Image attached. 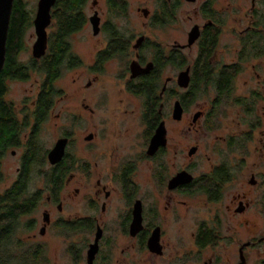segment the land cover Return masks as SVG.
<instances>
[{
	"label": "flooded vegetation",
	"instance_id": "flooded-vegetation-1",
	"mask_svg": "<svg viewBox=\"0 0 264 264\" xmlns=\"http://www.w3.org/2000/svg\"><path fill=\"white\" fill-rule=\"evenodd\" d=\"M39 1L13 0L9 21V24H11L15 8H20L24 18L21 26L23 36H25L28 29L32 28L34 31L35 41L31 47V56L32 61L35 62H41L50 53L53 37L59 31L58 17H61L59 5L62 0H54L50 6L49 19L44 26L45 49L43 54L36 58L33 55V46L37 40L35 20ZM101 1H103L102 6ZM132 1L137 5L135 13L139 16L138 26L129 18L130 0H82L80 14H74V22L71 24L73 30L70 31L67 37L68 50H70L69 61L75 63L70 70L75 68L86 69L88 74L91 75V79L86 84L87 88H92L99 82L105 81L107 74L114 66L117 69L114 79L122 82V91L133 98L142 99L140 113L135 109L130 111L121 109L117 115L113 114L114 119L119 118V121L127 119L126 122H129V125L124 129L125 131H119V137L127 142L131 137H137L135 134L137 124H142L144 146L139 152L129 150L130 145L125 147L122 145L119 150H116L115 147L111 148L109 145L106 146L107 148L105 146L102 148L95 147L98 139V129L96 133H89L84 138L90 149L92 148L91 158L96 157L99 153L106 156V158H103L104 164L97 161L87 162L84 164V169H81L97 176L94 189L95 198L91 200V208L94 210L98 208L101 195H103V198L110 196V191L101 183L103 177L117 179L121 183L122 189L126 191L127 196L133 194L137 187L133 178L137 174L139 161L144 160L154 164L158 160L164 159L168 142V130L166 129L168 114H170L169 118L173 122H183L187 108L192 105L197 95L201 93L207 95L212 91L213 97L210 103L206 105L208 108L198 110L193 114L187 130H195L198 123L201 122L200 131L204 135L209 134L211 136L212 132L223 133V135L216 136L219 138L217 141H214L213 144L210 143L215 154L222 155V161L212 166L208 175H200L197 179L190 173L188 165L180 167L177 172L168 177L167 173L164 175L166 169L161 162L157 168L151 166L152 180L157 182L158 176L163 173L164 179L161 184L165 183L169 193H186L195 186L199 194L206 196L212 203H218L222 200V194L226 186L234 180V168L231 163L235 160L246 162L248 156L252 154V145L255 142L253 135L255 132H259L261 146L257 151L261 162L259 166L262 169L252 172L248 181L250 186H259L257 188L259 194L256 195L258 197L252 200L255 196H252L251 190L246 186H241V190L232 195L230 204L223 207L224 210L221 209V206L215 205L216 208L210 219H201L191 232L190 238H180L181 246L177 247V242L171 243L164 240V228L155 222L156 211L154 207L147 211L141 199L133 197L132 201V195L131 200L129 199L132 202L128 203L129 211L122 224L124 233L129 235V240L132 242L131 247H127V250L129 248L136 250V255L138 252L146 253L149 264L151 260L163 258L165 254L174 260V264H264V0ZM240 1L245 2L244 7L240 5ZM186 7L189 8V12L184 19H189L191 24L186 33L185 44H179L175 40L165 43L160 39L151 37V35L154 36V33L156 36L158 30L172 28L177 25L179 12L185 11L184 8ZM131 25L135 28L138 27L137 31L132 30ZM9 28L10 25L8 30ZM80 34L88 36V47L92 51L90 58L86 61L83 55L77 53L72 41L73 38L80 37ZM226 34L229 35L228 40L224 39ZM194 48H196L194 57L185 55L184 52H191ZM252 50L255 51L254 54ZM251 61L259 62V65L250 64ZM248 62L250 63L247 75L249 74L251 78L247 83L244 82L245 90L240 92L236 89V83L240 80V75L245 73ZM120 64L123 65L122 71L119 70ZM135 65L138 67V71L145 70L147 72H141L133 76L132 68ZM157 65L160 88L157 92L159 100L156 109L159 117L153 115V111L148 108L149 105L155 106V101H147L138 95L135 89L141 79H147L155 72ZM168 68L178 70L175 78L164 77ZM181 74H184V77L186 76L188 79L187 87H180L178 84ZM0 80L4 92L0 96V103L10 107L13 119L22 127L16 139V144L5 149L0 155L1 165V159L8 150L12 156H15L16 152L21 150L19 156L21 163L17 168L18 176L13 183L15 184L25 176L24 160L28 154L29 145L36 139L42 124L50 114L56 96L59 94L54 93L52 95L46 114L37 125L36 113L41 97L40 91L36 94L35 100L31 102L30 109L25 110L26 113L18 112L17 106L7 99L8 82L25 80L3 77ZM173 81L175 89L169 85ZM194 83H197V88H195ZM176 89L181 90V93L176 92ZM194 90L197 91V95L192 98L193 94L191 95V93ZM171 101H173L171 113H166L164 103H170ZM176 102L181 107V115L177 120L173 118V109ZM83 109L88 111L90 115H94L96 112L93 106L89 108V105L86 104L83 105ZM113 111L116 112V109ZM160 123L164 124L166 130V145L159 147L152 155H149L150 141ZM74 139L72 132H65L57 138L52 148L46 151L42 156L43 159L41 158V163L46 162L51 170L50 174L44 175V179L59 172V165L65 160L66 156V160L70 165L62 187L58 192L50 191L49 186L46 185L47 178L45 180L44 190L48 191L46 202L50 205L57 204L58 211L61 209L59 194L62 188L73 179L72 176L68 177L67 175L77 163V160L69 152V147L74 144ZM59 140H65L64 154L59 162L51 164L48 160V154ZM205 141L210 142L207 139ZM112 145L114 144L112 143ZM196 150V146L191 147L187 155L192 157ZM190 151L193 152L191 155ZM99 164L104 165L102 171L98 170ZM180 173H188L192 176V181L190 183H180L169 189V182ZM40 174L39 169V176ZM137 201L141 204V227L134 235H131L130 227L133 222L134 204ZM100 208L103 212L105 209L103 201ZM44 214L48 215V223L42 217V227L39 230L40 236H44L46 228L53 223L58 229H61V226L67 222L70 225H75L77 222L85 221L89 228L82 230L91 231L95 229L93 242L88 244L89 249V246L94 243L99 229L101 237L98 240V251L92 261V264H94L102 249L103 229L99 219L94 217L93 219L70 218L61 220V218H58L53 222L50 219L48 210H45L42 216ZM156 232L157 237L154 236ZM20 240L26 244V241ZM36 247L41 253L43 252V246ZM169 249H174L171 255L168 253ZM121 252L122 255L126 256L127 251L125 249ZM231 259L232 262H230ZM108 261L110 262V260Z\"/></svg>",
	"mask_w": 264,
	"mask_h": 264
},
{
	"label": "rangeland",
	"instance_id": "rangeland-1",
	"mask_svg": "<svg viewBox=\"0 0 264 264\" xmlns=\"http://www.w3.org/2000/svg\"><path fill=\"white\" fill-rule=\"evenodd\" d=\"M130 2L129 18L138 26L139 16L135 13L137 5L132 0ZM239 3L242 7L245 6V2L240 1ZM102 5L103 1H101ZM184 9L185 11L179 12L177 25L172 28L158 30L156 31V36L154 33V36L151 35V37L153 39H160L165 43L175 40L179 44H185L186 33L189 30L188 27L191 21L184 19L189 12V8L186 7ZM130 28L134 31L138 29V27L135 28L133 25ZM228 38L229 35L226 34L224 39L228 40ZM34 41V31L32 28L28 29L23 37V49L17 56L18 63L22 66H30L29 64L33 59L31 47ZM72 41L77 53L83 55L85 61L89 59L92 51L88 47V36L82 34L80 37L73 38ZM195 50L196 48L191 50V52L184 53L186 56L190 55L194 57ZM249 63L246 64L247 69L244 68L245 73L240 75V80L236 83V89L240 92L245 90V83L251 78L249 74V77L247 75ZM250 64L259 65V62L251 61ZM119 66V70L122 71L123 65L120 64ZM116 70V67L113 66L107 74L105 81L99 82L92 88H87L86 84L91 79V75L88 74L85 68H75L72 70L64 68L61 76L54 84L59 95L56 96V101L50 110V114H48L36 137V141L40 142L42 146L40 157L52 148L60 135L70 131L73 133L75 139L74 144L69 147V152L77 160V163L67 175L68 177L72 176L73 179L62 188L59 194L60 211L57 210V204L50 205L46 202L48 191L44 190L46 178L44 179L43 177L45 174L51 173L46 162L43 161L40 165L31 167V171L28 173L32 178L29 190L30 192L40 191V200L37 202L33 212L21 220L24 223L30 221L31 229L20 231L17 237L26 241V245L30 248L43 246L42 264H86L88 244L93 242L95 234V229H93L91 231L80 230L77 233L63 235L65 233L53 223L46 228L44 236H40L39 230L42 227V213L45 210H48L50 219L53 222L58 218H61V220H68L70 218L93 219L94 217L99 219V223L103 229L102 249L94 264H149L146 253L138 252L136 255V250L134 251L132 248L127 250V247H131L132 242L129 240V235L124 233L122 224L124 217H126L129 211L128 203L132 202L134 198L141 199L147 211L151 207H154L156 211L155 222L164 228V240L171 243L177 242V247H180V238H190L191 232L201 219H210L211 214L216 208L215 205L221 206V209L224 210L223 207L230 204L232 195L236 194V191H240L241 186H246L251 190L252 196H255L252 200L258 197L256 195L259 194L257 189L259 186H250L248 181L252 172L262 169L259 166L261 162L257 151L261 146L259 143V132H255L253 135L255 142L252 145V154L248 156L246 162L235 160L231 163L234 168V180L224 189L220 202H210L206 196L197 192L195 186L186 193H169L165 183L161 184L166 173L169 177L184 165H188L190 173L197 179L200 175H208L212 166L222 161V155L215 154L210 143L213 144L214 141H217L219 138L216 136L223 135V133L212 132L211 136L209 134L206 136L200 131L201 122L198 123V127L195 130H187L193 114L198 110L208 108L206 105L210 103L213 97V92L210 91L207 95L202 93L197 95L192 105L187 108L183 122H173L169 118L170 114H168L167 120L169 122L167 121L166 123L168 142L164 159L158 160L154 164L144 160L139 161L137 174L133 178L134 183L137 185L136 191L133 194L127 196L126 191L122 189V185L117 179L103 177L101 183L110 191V196L103 198V195H101L98 208L96 210L91 208V200L95 198L94 189L97 176L81 169H84V164L87 162L92 163L93 161H97L104 164L103 158H106V156L99 153L96 157L91 158L90 152H92V148L90 149L84 138L89 133H96L98 129V139L95 147L99 146L102 148L109 145V147H115L116 150H119L122 145L124 147L130 145L129 150H134L137 153L144 146L141 123L137 124L136 138L131 137L127 142L122 137H119V131H125L124 129L129 125V122H126L127 119L124 121H119V118L114 119L113 114L117 115L121 109L129 111L135 109L140 113L142 110V99L133 98L122 91V82L114 79ZM165 72L164 77L175 78L178 70L168 68ZM42 80L43 76L41 74L31 71L28 79L25 81L8 82L7 99L17 106L18 112L26 113L28 111L26 109H30L31 102L35 100L36 94L40 91ZM169 85L175 89L174 81ZM176 90V92L181 93V90ZM102 94H104L103 97H101ZM172 103L173 101L164 103L166 113H171ZM84 104L89 105V108L93 106L96 110L94 115H90L88 111L83 109ZM114 109H116V112L113 111ZM206 139L210 142L207 143ZM193 146L197 148L196 153L192 157H189L187 155L188 150ZM20 155L21 150H18L15 156H12L8 150L2 157L0 165V194L10 188L17 179V168L21 163ZM161 162L165 166L166 172L164 175L163 173L159 175L158 181L154 182L151 177V166L157 168ZM102 164H99L98 170H103L104 165ZM131 196L132 201H130ZM102 201L105 203L103 212L100 210ZM124 249L127 251L126 256L121 254V251ZM173 250L169 249L168 253L171 255ZM173 261V259H170V256L165 254L163 258L151 260L150 264H174L175 262ZM230 262H232V259Z\"/></svg>",
	"mask_w": 264,
	"mask_h": 264
},
{
	"label": "trees",
	"instance_id": "trees-1",
	"mask_svg": "<svg viewBox=\"0 0 264 264\" xmlns=\"http://www.w3.org/2000/svg\"><path fill=\"white\" fill-rule=\"evenodd\" d=\"M82 0H62L60 2L61 17L59 20V31L53 37L51 50L41 62L32 61L30 66H22L18 63L17 54L23 49V31L22 22L23 14L20 8H15L12 16V21L7 34L6 40V55L3 69L0 73V79L10 78L18 80H27L31 71L39 73L43 76L40 87L41 97L38 112L36 113V123L39 125L44 118L46 111L51 103L52 95L58 94L54 87V82L59 78L62 70L66 68L70 70L75 65L69 61L70 50H68L67 37L70 31L73 30L71 24L74 22V14H80ZM254 54L255 51L252 50ZM69 61V62H68ZM74 61V60H72ZM69 64H68V63ZM158 65L156 70L149 78L141 79L138 86L135 88L137 94L145 98L147 101L154 100V105H149V110L153 111V115L159 117L157 113V92L160 88L159 79L157 76ZM195 84V83H194ZM197 84V83H196ZM195 84V88L197 85ZM2 81L0 80V96L2 93ZM193 97H196L197 91L194 90ZM190 95V96H191ZM152 101V102H154ZM191 99L189 100V102ZM1 102V101H0ZM0 155L5 149L16 144V139L19 136L21 126L13 119L10 107L0 103ZM41 143L36 139L29 145V151L25 158V176L18 183L13 184L10 188L0 194V264H42V253L37 247H28L18 237L20 231H28L31 229V222H21L23 217L28 216L35 209L37 202L40 200V191L30 192L29 186L32 178L29 169L41 163ZM65 160L59 165V172L55 175H49L46 180L48 189L52 192H58L63 184V180L68 173L70 165ZM36 174V173H35ZM27 175V177H26ZM1 177V171H0ZM34 178V177H33ZM212 183V182H211ZM89 225L85 221L77 222L75 225H70L69 222L61 226V231L65 234L71 232L88 229Z\"/></svg>",
	"mask_w": 264,
	"mask_h": 264
},
{
	"label": "water",
	"instance_id": "water-1",
	"mask_svg": "<svg viewBox=\"0 0 264 264\" xmlns=\"http://www.w3.org/2000/svg\"><path fill=\"white\" fill-rule=\"evenodd\" d=\"M54 0H40L38 3V13L35 20V28L37 34V40L33 46V55L38 58L41 56L45 49L44 43V26L49 19V9L53 4ZM13 0H0V72L4 66L5 55H6V40L8 34V27L10 21V15L12 10ZM133 76L141 73L147 72L145 70L138 71V67L135 65L133 68ZM147 70V69H146ZM186 77V76H185ZM184 74H181L178 79V84L180 87H187L188 79H185ZM181 115V107L178 102L174 104L173 118L179 119ZM166 145V130L164 124L160 123L157 127L155 134L153 135L150 145L148 147V154L152 155L159 147H164ZM65 140H59L55 144L54 148L48 154V160L51 164L59 162L64 154ZM193 152L190 151V155ZM192 181V176L188 173H180L178 176L174 177L169 182V189L174 188L180 183H190ZM43 220L48 223V215H43ZM141 227V204L137 201L134 204L133 210V222L130 227V234L134 235ZM43 233V232H42ZM154 236H158L157 232ZM100 230L98 229L95 236L94 243L89 246L87 251V264H92L95 254L98 251V240L100 238Z\"/></svg>",
	"mask_w": 264,
	"mask_h": 264
}]
</instances>
